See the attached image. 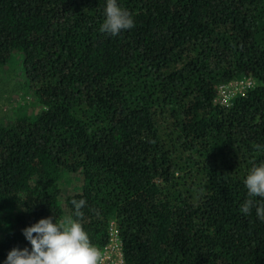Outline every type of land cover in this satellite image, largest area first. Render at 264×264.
Returning a JSON list of instances; mask_svg holds the SVG:
<instances>
[{
  "label": "trees",
  "instance_id": "1",
  "mask_svg": "<svg viewBox=\"0 0 264 264\" xmlns=\"http://www.w3.org/2000/svg\"><path fill=\"white\" fill-rule=\"evenodd\" d=\"M118 2L134 27L112 37L105 0H0V73L19 64L35 100L0 117V264L53 215L99 250L115 223L124 264H264L240 211L264 163V0Z\"/></svg>",
  "mask_w": 264,
  "mask_h": 264
},
{
  "label": "clouds",
  "instance_id": "2",
  "mask_svg": "<svg viewBox=\"0 0 264 264\" xmlns=\"http://www.w3.org/2000/svg\"><path fill=\"white\" fill-rule=\"evenodd\" d=\"M134 27V18L123 9L118 0H105L104 20L100 31L112 37ZM249 89V88H248ZM248 199L240 211L247 215L253 207L256 215L264 220V203H257L255 198L264 201V163L253 166L244 180ZM76 216L84 200L73 201ZM23 235L29 247L12 248L2 264H97L99 254L92 245L88 233L76 219L67 218L57 221L56 217L40 218L37 222L25 227Z\"/></svg>",
  "mask_w": 264,
  "mask_h": 264
},
{
  "label": "rangeland",
  "instance_id": "3",
  "mask_svg": "<svg viewBox=\"0 0 264 264\" xmlns=\"http://www.w3.org/2000/svg\"><path fill=\"white\" fill-rule=\"evenodd\" d=\"M8 65L10 66L5 67L3 72L0 73V117L10 114L19 106L35 104V100L32 98L31 93L24 87V79L19 64L18 66L14 65V63ZM237 81L238 80H234L228 83L229 89H231L234 94L248 89L247 86L238 84ZM36 106L38 107V105ZM80 183L81 181L76 179L75 175L71 174L64 177L61 181L62 194L66 196L74 193V186ZM111 224H113L111 226L115 229V223L112 222Z\"/></svg>",
  "mask_w": 264,
  "mask_h": 264
},
{
  "label": "built area",
  "instance_id": "4",
  "mask_svg": "<svg viewBox=\"0 0 264 264\" xmlns=\"http://www.w3.org/2000/svg\"><path fill=\"white\" fill-rule=\"evenodd\" d=\"M237 82L238 84L245 85L248 88H251L254 85L253 80L250 78H242ZM218 92L220 96L219 103L228 106L230 104V99L234 96V93L231 89H229L228 84L220 85ZM111 225L109 227L108 243L101 250L97 249L99 254L97 264H124L122 243L118 235V230L117 228L114 229Z\"/></svg>",
  "mask_w": 264,
  "mask_h": 264
}]
</instances>
